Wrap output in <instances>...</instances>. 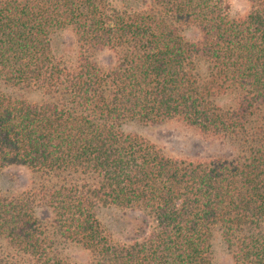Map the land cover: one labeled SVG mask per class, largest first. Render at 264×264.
<instances>
[{"label": "trees", "instance_id": "trees-1", "mask_svg": "<svg viewBox=\"0 0 264 264\" xmlns=\"http://www.w3.org/2000/svg\"><path fill=\"white\" fill-rule=\"evenodd\" d=\"M248 2L0 0V173L33 177L0 193V264H72L68 246L88 264H214L216 232L234 264H264V0ZM66 30L75 62L53 53ZM169 121L225 152L174 159L124 131ZM108 208L142 215L129 240L104 228Z\"/></svg>", "mask_w": 264, "mask_h": 264}, {"label": "rangeland", "instance_id": "rangeland-1", "mask_svg": "<svg viewBox=\"0 0 264 264\" xmlns=\"http://www.w3.org/2000/svg\"><path fill=\"white\" fill-rule=\"evenodd\" d=\"M225 1L233 16L244 15L249 10L248 0ZM196 35L197 33L192 29L186 33L189 39H194ZM52 49L54 55L59 59L69 63L75 62L77 59V46L71 31H60L54 34ZM95 60L100 67L107 68L114 62V56L108 51L100 52L95 55ZM0 87L6 92L8 91L1 84ZM25 96L33 101L40 100V96L34 93H25ZM124 131L127 134L141 136L155 145L163 154L174 159L206 160L219 156L226 150V147L217 139L203 136L198 131L177 121L155 125L133 122L126 124ZM32 178L30 172L23 167L6 168L0 173V193L20 194L30 186ZM37 216L41 221H47L50 214L45 209H39ZM99 218L114 241L121 242L131 238L134 227L143 217L135 211L108 208L99 212ZM62 255L72 264H88L91 258L87 251L78 246L64 247ZM213 263L234 264L220 232H216L213 239Z\"/></svg>", "mask_w": 264, "mask_h": 264}]
</instances>
